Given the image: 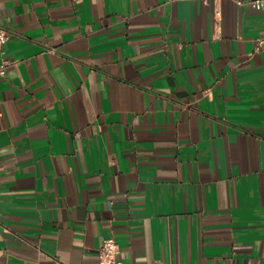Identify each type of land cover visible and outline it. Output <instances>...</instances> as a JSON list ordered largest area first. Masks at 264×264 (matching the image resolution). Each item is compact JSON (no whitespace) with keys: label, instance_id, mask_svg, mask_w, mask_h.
<instances>
[{"label":"crops","instance_id":"0c3cea01","mask_svg":"<svg viewBox=\"0 0 264 264\" xmlns=\"http://www.w3.org/2000/svg\"><path fill=\"white\" fill-rule=\"evenodd\" d=\"M248 1V0H244ZM0 264H264V8L0 0Z\"/></svg>","mask_w":264,"mask_h":264},{"label":"built area","instance_id":"2783aa9c","mask_svg":"<svg viewBox=\"0 0 264 264\" xmlns=\"http://www.w3.org/2000/svg\"><path fill=\"white\" fill-rule=\"evenodd\" d=\"M240 4L249 3L255 8H264V0H237ZM9 36V31L6 28L0 27V50H2L3 43ZM264 42V37L259 38V45ZM12 60L4 57L0 62V75H4ZM120 243L114 236H109L103 239L99 247V264H124L121 256Z\"/></svg>","mask_w":264,"mask_h":264}]
</instances>
